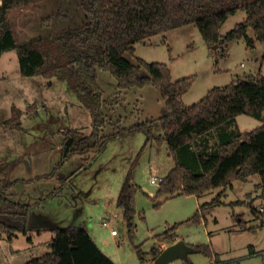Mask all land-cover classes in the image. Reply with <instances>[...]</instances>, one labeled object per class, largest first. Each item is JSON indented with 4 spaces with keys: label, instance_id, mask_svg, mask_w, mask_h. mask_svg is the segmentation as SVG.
<instances>
[{
    "label": "rangeland",
    "instance_id": "obj_1",
    "mask_svg": "<svg viewBox=\"0 0 264 264\" xmlns=\"http://www.w3.org/2000/svg\"><path fill=\"white\" fill-rule=\"evenodd\" d=\"M72 2L47 0L12 10L9 18L18 43L57 32L74 22L75 19L64 23L57 20V13L65 11L68 4L71 17H77ZM246 17L247 11L238 9L221 25L220 33L225 35ZM248 33L255 36L254 47L245 38L210 47L199 28L189 24L136 43L135 55L128 56L134 62L139 57L148 62L167 63L173 80L195 75L182 98L185 104H192L210 88L230 83L237 75L255 76L260 71L264 75V41L256 39L253 28ZM3 73L8 79L0 84L2 92L4 87L7 89L6 93L0 92V163L17 162L9 192L13 200L31 204L32 210L31 228L26 234L17 232L19 236L10 239L8 231L0 228V264H24L48 252L53 228L77 224L85 225L101 249L118 264H155L153 248L167 247L166 233H173L188 244H212L223 261L221 264H264V198L257 186L259 174L247 180L237 179L226 189L213 188L201 197L164 196L157 206L159 200L154 196L159 183L175 165L166 142L162 145L156 140L147 142V135L137 132L108 141L101 151H79L63 159L64 131L72 128L89 134L91 111L67 81L41 74L22 75L16 50L7 51L0 58V74ZM97 77L103 89L102 109L107 116L102 134L108 135L137 121L159 118L165 112V99L158 86L120 89L113 73L102 67L97 68ZM10 99L12 113L4 101ZM263 123L264 119L240 114L222 129L227 133H243ZM155 132L161 134L162 129ZM217 134V130H212L197 137L200 141L192 150L209 153L219 141ZM179 159L193 169L198 165L190 154L182 151ZM130 171L138 185L133 233L129 231L123 208L118 205ZM153 176L156 182H152ZM224 189L222 199L226 204L210 208L205 218L193 221L199 204L212 200ZM236 200L243 202L231 203ZM104 220L110 225H103ZM113 227L117 235L112 234ZM251 250L256 252L251 254ZM189 258L194 264L214 262L202 252L191 253ZM169 264L188 262L178 258Z\"/></svg>",
    "mask_w": 264,
    "mask_h": 264
},
{
    "label": "trees",
    "instance_id": "obj_2",
    "mask_svg": "<svg viewBox=\"0 0 264 264\" xmlns=\"http://www.w3.org/2000/svg\"><path fill=\"white\" fill-rule=\"evenodd\" d=\"M0 1V57L7 51L16 50L22 75L41 74L67 81L69 88L91 111L93 122L89 134L72 128L64 131L63 159L79 151H101L110 140L144 132L147 142L156 140L159 145L166 142L175 160L174 167L159 183L154 196L159 200L157 206L164 196L186 194L201 197L213 188L222 186L226 189L233 181L247 180L254 174L261 177L257 186L264 198V124L243 133H227L222 129L225 123L234 121L240 114L264 119V75L238 77L225 85L210 88L197 102L185 104L183 95L191 88L195 75L173 80L167 63L148 62L139 57L134 62L128 56L135 55L136 43L189 24L199 28L210 47L237 38H245L248 45L254 47L255 39L248 34V29L253 28L257 39L264 41V0H73L71 6L75 2L73 14L77 17H71L68 4L65 11L57 13V20L64 23L75 19L74 22L23 44L17 41L9 13L47 0ZM240 8L247 11L246 19L222 35L221 25ZM98 67L110 70L120 89L143 88L150 84L158 86L165 99L163 115L137 121L108 135L102 134L107 116L102 109L103 89L98 83ZM159 128L162 133L156 134ZM212 130H217L220 137L214 149L209 153L194 152L195 138ZM181 151L190 154L199 166L193 169L181 161ZM16 163H0V216L12 222L11 225L0 222V228L8 231L10 239L17 232L27 233L32 210L31 204L13 200L9 192L14 184L11 173ZM137 188L130 171L118 205L124 210L131 233L135 230L134 195ZM225 189L212 200L200 203L192 220L200 221L205 218L207 209L226 204L222 199ZM251 208L257 213L252 204ZM53 231L50 250L24 264H118L100 248L85 225L55 227ZM164 237L169 241L176 239L173 233H166ZM193 246L196 252L212 257L214 263L223 262L212 244ZM161 251L154 247V257ZM139 253H142L140 249ZM187 260L193 264L189 257Z\"/></svg>",
    "mask_w": 264,
    "mask_h": 264
},
{
    "label": "water",
    "instance_id": "obj_3",
    "mask_svg": "<svg viewBox=\"0 0 264 264\" xmlns=\"http://www.w3.org/2000/svg\"><path fill=\"white\" fill-rule=\"evenodd\" d=\"M0 222L7 225L12 224L11 220L4 216H0ZM193 252H196V248L193 245L188 244L183 240H179L164 248L155 258V264H169L170 262L178 258L187 259L189 257V254Z\"/></svg>",
    "mask_w": 264,
    "mask_h": 264
},
{
    "label": "crops",
    "instance_id": "obj_4",
    "mask_svg": "<svg viewBox=\"0 0 264 264\" xmlns=\"http://www.w3.org/2000/svg\"><path fill=\"white\" fill-rule=\"evenodd\" d=\"M251 28V27H250ZM249 34V33H248ZM250 35V34H249ZM251 36V35H250ZM252 37L255 39V36L254 35H252ZM256 39H257V36H256ZM4 54V53H3ZM3 54L1 55V57L0 58H2V56H3ZM257 74H262L261 73V71L259 72V73H257ZM238 77H241L240 75H237V77H235L233 80H235L236 78H238ZM243 78V77H242ZM6 79H8V76L6 75V74H0V84L2 83V82H5L6 81ZM232 80V81H233ZM3 90H4V92H2V87L0 86V92H2V93H6V87H4L3 88ZM144 97V96H143ZM5 102H7L6 104H8V108H10L11 109V113H12V111H13V101H11V99L10 100H4ZM264 124V123H263ZM262 124V125H263ZM259 126H261V125H259ZM200 140L198 139V138H195V140H194V144L195 145H197L198 144V142H199ZM13 179V178H12ZM260 182V181H259ZM258 182V183H259ZM212 208V207H211ZM210 209V208H209ZM209 209H207V210H209ZM206 210V211H207ZM205 211V212H206ZM29 228H31V225L29 226ZM36 230V229H35ZM16 237H18L19 235H15ZM14 236V237H15ZM53 237V236H52ZM52 239V238H51ZM182 240V239H181ZM177 241H179V238L178 237H176V239H175V241H169L166 245L168 246V245H170V244H172V243H175V242H177ZM97 242V241H96ZM164 243V242H163ZM99 245V244H98ZM163 247L164 246H166L165 245V243L164 244H161ZM191 245H195V244H191ZM101 248V247H100ZM164 249V248H163ZM162 248H161V250H163ZM256 251H254V250H251V254H254ZM194 253V252H193ZM190 259V258H189ZM186 261L188 262V264H189V261L186 259ZM192 261V260H191ZM192 263L194 264V262L192 261ZM212 264H217V263H212Z\"/></svg>",
    "mask_w": 264,
    "mask_h": 264
},
{
    "label": "built area",
    "instance_id": "obj_5",
    "mask_svg": "<svg viewBox=\"0 0 264 264\" xmlns=\"http://www.w3.org/2000/svg\"><path fill=\"white\" fill-rule=\"evenodd\" d=\"M161 180H162V179H161ZM156 181H157V178L153 176V177H152V182H156ZM114 217L117 218L118 215L115 214ZM103 225H105V226H109V225H110V222H109L108 220H104V221H103ZM112 234H113V235H117V234H118L117 229L114 228V227L112 228Z\"/></svg>",
    "mask_w": 264,
    "mask_h": 264
}]
</instances>
